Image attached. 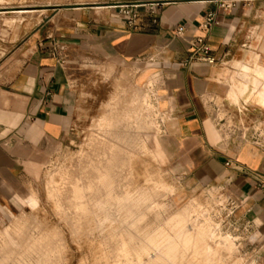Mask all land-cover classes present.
Instances as JSON below:
<instances>
[{"label": "crops", "instance_id": "1", "mask_svg": "<svg viewBox=\"0 0 264 264\" xmlns=\"http://www.w3.org/2000/svg\"><path fill=\"white\" fill-rule=\"evenodd\" d=\"M126 3L138 5L141 27L128 26L119 13ZM209 11L219 23L205 30L200 24ZM181 27L184 32L177 35ZM197 36L205 37L213 64H183ZM74 51L77 62L65 60ZM112 66L152 87L164 135L187 176L224 187L264 235V146L227 138L221 125L228 108L264 115L257 92L247 91L238 101L229 96L240 73L264 78V0H240L231 12L208 0H42L29 9L0 6V216L25 206L28 160L73 129L94 73ZM98 81L96 92H107L101 77Z\"/></svg>", "mask_w": 264, "mask_h": 264}, {"label": "rangeland", "instance_id": "2", "mask_svg": "<svg viewBox=\"0 0 264 264\" xmlns=\"http://www.w3.org/2000/svg\"><path fill=\"white\" fill-rule=\"evenodd\" d=\"M239 77L229 96L257 92L264 105V78ZM87 86L73 129L25 165V206L0 216V264H264V235L226 189L175 161L152 87L116 66L99 67ZM239 112L221 115L223 135L264 146V115Z\"/></svg>", "mask_w": 264, "mask_h": 264}, {"label": "built area", "instance_id": "3", "mask_svg": "<svg viewBox=\"0 0 264 264\" xmlns=\"http://www.w3.org/2000/svg\"><path fill=\"white\" fill-rule=\"evenodd\" d=\"M208 1L215 3L224 12H231L237 7L238 3L240 2V0H208ZM155 5L158 7L159 3ZM137 6H138L137 4H129V3L119 5V13L126 19L128 26L132 28H137L140 26L137 23V19H138V14L136 10ZM218 23L219 21L216 17V13L214 11H209L205 15L200 26L205 30H209ZM183 32H184V27H181L178 29L177 35H181ZM190 45H191V49L187 52L188 55L183 61L184 65H191L194 62H206L208 64H213L216 61V58L212 54V50L208 46L204 36H197L191 39ZM262 185H264V183H262ZM225 193L229 194L227 190ZM229 198L232 200L233 204H236L237 207V203L233 199V197L229 195Z\"/></svg>", "mask_w": 264, "mask_h": 264}, {"label": "bare ground", "instance_id": "4", "mask_svg": "<svg viewBox=\"0 0 264 264\" xmlns=\"http://www.w3.org/2000/svg\"><path fill=\"white\" fill-rule=\"evenodd\" d=\"M123 201V200H122ZM128 202V201H127ZM123 203V202H122Z\"/></svg>", "mask_w": 264, "mask_h": 264}]
</instances>
